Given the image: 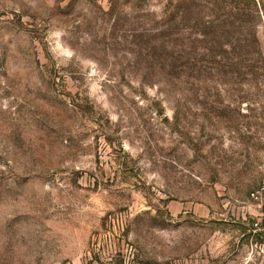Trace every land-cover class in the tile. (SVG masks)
<instances>
[{
    "label": "rangeland",
    "instance_id": "374dc122",
    "mask_svg": "<svg viewBox=\"0 0 264 264\" xmlns=\"http://www.w3.org/2000/svg\"><path fill=\"white\" fill-rule=\"evenodd\" d=\"M0 264H264V0H0Z\"/></svg>",
    "mask_w": 264,
    "mask_h": 264
}]
</instances>
